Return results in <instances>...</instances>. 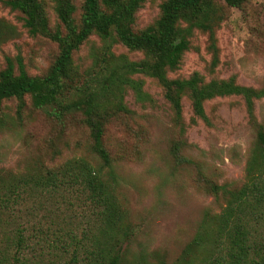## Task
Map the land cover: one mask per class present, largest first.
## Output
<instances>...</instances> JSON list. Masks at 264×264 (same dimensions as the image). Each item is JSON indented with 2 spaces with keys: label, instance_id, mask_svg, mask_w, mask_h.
Returning a JSON list of instances; mask_svg holds the SVG:
<instances>
[{
  "label": "trees",
  "instance_id": "trees-1",
  "mask_svg": "<svg viewBox=\"0 0 264 264\" xmlns=\"http://www.w3.org/2000/svg\"><path fill=\"white\" fill-rule=\"evenodd\" d=\"M144 1L81 0L77 6L76 0H3L20 13L19 19L31 35L49 37L57 50L41 75L29 74L19 57H5L6 64L0 69V132L14 130L26 112L41 115L57 133V141L66 138L69 143L72 134L68 133L74 126L83 132L73 140L78 153L61 164L48 165L33 155L20 175L0 170V219L11 217L7 213L11 205L24 195H84L94 216L92 238L86 245L71 231L65 232L68 240L57 235L59 243L54 247L67 255H56L52 264H167L158 253L148 259L138 251L132 261L124 254L135 233L123 202L117 162L127 158L129 143L133 148L145 131L126 95L131 89L137 100H152L143 89L144 77H148L160 87L168 106L174 132L169 152L175 167H194L197 181L202 177L201 167L185 153L192 145L185 133L197 120L209 122L206 101L239 96L254 130L243 181L235 186L207 183L223 205L219 212L204 211L198 230L172 264H264V236H258L260 230L251 221L264 209V125L254 113L255 101L264 97V84L254 87L238 83L236 75H214L219 64L217 32L233 10L244 11L250 0H162L154 20L137 27L136 13ZM48 8L56 17L54 26ZM13 32V26L1 18L0 41ZM197 33L206 36L210 60L205 69L210 77L206 79L199 71L187 77L170 76L181 67L186 52L199 50L193 43ZM94 37L95 42H102L99 49ZM85 43L91 46L83 61L78 52ZM115 45L136 53L137 58H129L125 52L116 55ZM183 98L190 102L189 122L183 116ZM7 101L16 106L11 115ZM120 123L121 134H113L110 127ZM49 145L51 155L63 150ZM21 255L7 245L0 248V264H26Z\"/></svg>",
  "mask_w": 264,
  "mask_h": 264
},
{
  "label": "rangeland",
  "instance_id": "rangeland-1",
  "mask_svg": "<svg viewBox=\"0 0 264 264\" xmlns=\"http://www.w3.org/2000/svg\"><path fill=\"white\" fill-rule=\"evenodd\" d=\"M161 1H144L136 13L137 27H143L154 20ZM80 2L76 0L77 6ZM47 11L50 25L54 26L56 17L51 8ZM19 17V12L10 9L0 0V19L13 26L14 31L7 39L0 41V69L6 64V56L13 60L19 57L29 74L41 75L54 58L56 43L44 35H31ZM217 39L219 64L214 75L220 78L236 75L240 84L262 86L264 0H250L244 11L233 10L218 30ZM92 40L95 42L97 39L94 37ZM205 42L206 36L197 33L193 43L199 50L186 52L181 67L170 76L187 77L193 71H199L208 79L210 75L205 67L210 55L206 51ZM101 44V41L94 43L98 49ZM90 46L85 43L81 47L78 52L82 58L80 60L86 59ZM112 50L116 55L127 53L117 45ZM127 54L129 58L138 56L136 53ZM144 78L143 89L152 100L139 101L132 90L128 89L126 101L145 131L141 132L133 148V144L129 143L127 158L117 162L122 184L120 190L125 197L123 202L128 208L135 233L128 246L125 245L124 254L127 261H132L138 251H142L148 259L158 253L167 264H172L184 244L198 230L204 211L210 209L219 212L223 205L222 199L212 194L207 183L235 186L243 181L254 130L248 122L244 103L239 96H218L206 101L204 109L209 122L197 120L187 126L185 133L187 142L192 144L185 153L193 157L201 167L202 177L197 181L198 173L194 167H175L169 152L174 132L170 128L168 106L160 87L152 79ZM182 102L183 116L189 122L192 116L190 102L187 98H183ZM7 105L11 115L15 111V103L7 101ZM29 113L26 112L24 119L16 122L14 130L0 132V170L20 175L32 161L33 155H39L48 165H58L67 156L78 153L74 151L77 148L73 143L77 135L83 132L79 131L78 126H74L73 131L68 133L72 134L69 143H65L66 138L57 141L58 135L51 125L41 115ZM254 113L257 121L264 125V97L255 101ZM121 124L110 127L113 134H121ZM48 143L63 150L58 148V153L51 155L52 147ZM111 148L114 152L116 145ZM89 209V201L84 199V195H24L22 200L11 205V210L7 212L11 217L6 215V219H0V248L7 245L12 250L17 248L26 264H52L56 261V255H67L59 247H54L59 243L57 235L68 240L65 232H72L76 240L88 245L94 233V216ZM251 221L260 230L257 231L258 236H264V209L257 218L252 217ZM215 253H212L213 256Z\"/></svg>",
  "mask_w": 264,
  "mask_h": 264
}]
</instances>
